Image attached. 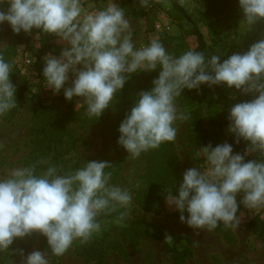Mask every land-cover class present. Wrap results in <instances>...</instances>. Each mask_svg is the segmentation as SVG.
I'll list each match as a JSON object with an SVG mask.
<instances>
[{
    "label": "clouds",
    "instance_id": "clouds-1",
    "mask_svg": "<svg viewBox=\"0 0 264 264\" xmlns=\"http://www.w3.org/2000/svg\"><path fill=\"white\" fill-rule=\"evenodd\" d=\"M239 6L249 28L264 22V0H239ZM5 22L16 34L36 29L66 43L58 56L44 57L42 76L47 87L63 91L68 101L80 98L78 109L86 105L89 117L100 118L134 74L158 70L152 87L138 93L119 126L118 144L131 158L176 140L177 120L188 119L176 104L186 89L222 85L253 94L228 113V131L236 144L246 142V151L235 152L228 142L201 146L204 163L186 170L165 191L168 205L193 229L211 232L223 225L237 230L240 204L264 212V39L223 60L227 53L208 57L188 50L174 55L159 39L137 47L131 22L116 0L97 11H87L82 0H0V24ZM12 70L0 55V117L16 107ZM252 153L258 158L246 159ZM110 165L85 159L67 174L48 164L40 174L35 167H23L0 178V253L17 239L39 233L48 249L32 251L22 264H49V251L62 256L74 242L88 243L102 231L99 217L133 203L127 189L110 182L111 173L105 171ZM20 255L24 257L23 250Z\"/></svg>",
    "mask_w": 264,
    "mask_h": 264
},
{
    "label": "rangeland",
    "instance_id": "rangeland-1",
    "mask_svg": "<svg viewBox=\"0 0 264 264\" xmlns=\"http://www.w3.org/2000/svg\"><path fill=\"white\" fill-rule=\"evenodd\" d=\"M87 11L102 10L107 6L108 0H82ZM125 11L131 22V31L136 46L146 45L151 39H159L170 53L177 55L175 39L180 34L178 24L169 15V5L163 0H148L141 4L140 0H116ZM185 8L200 24L208 41L217 44L231 55L243 53L258 40L264 39V22H258L249 28L242 22L243 12L239 0H181ZM5 10L7 5L4 6ZM144 11L145 14H139ZM195 46V40H190ZM39 30L34 29L26 33L22 40L16 39L10 30L9 24H0V55L12 66L11 80L18 87L25 88V95L19 113L12 119L0 117V178H5L17 168L24 167V160L29 152L31 128L33 125L32 97L39 90V80L35 68L26 64V58L36 61L42 49ZM66 43L55 37L51 50L47 55H59ZM157 71L134 74L133 80L140 84V88L150 89L152 81L158 77ZM199 91V90H198ZM240 97L243 101L254 98L253 94H245L242 90ZM42 96L45 101L52 104L55 112L63 116L68 102L73 109L82 113L84 120L72 122L69 125L70 133L76 139L71 153L73 163H84L87 160L107 161L114 167L111 183L127 189L133 197L130 208L124 209L129 219H141L144 223L153 226L157 233L164 234L170 244L179 247L189 246L193 255L185 264H264V243L253 233L249 222L255 215L264 219V212L256 213L246 209L240 204L238 213L241 223L237 230L227 229L220 225L217 229H193L180 220V212L170 207L166 200V192H162L160 206L156 211L140 208L130 187L141 179L146 173L150 159L147 153L138 158L129 157V153L113 138L116 120L115 98L112 106L100 117H89L86 105L78 109V100L68 101L63 94L55 93L53 89L42 86ZM202 107L203 126L211 134L217 133L225 141L231 136L228 127L216 126L210 117L208 103L202 94L199 95ZM82 102V100H80ZM178 110L187 114L190 104L183 103L177 98ZM177 138L173 145L178 157L179 170L182 174L190 168L198 167L204 163L201 150H197L189 138L187 120H177ZM248 147V146H247ZM252 153L246 159H257ZM242 195L237 197L238 203ZM185 215H187L185 213ZM79 241L62 256H55L49 251V264H95L84 256L78 255L75 248ZM48 249L47 239L39 233H33L25 240L24 257L16 253L13 257L8 250L0 253V264H22V260L32 251L44 252ZM103 264H175L172 254L167 246L157 238L143 237L137 244L127 245L121 254L109 251Z\"/></svg>",
    "mask_w": 264,
    "mask_h": 264
},
{
    "label": "trees",
    "instance_id": "trees-1",
    "mask_svg": "<svg viewBox=\"0 0 264 264\" xmlns=\"http://www.w3.org/2000/svg\"><path fill=\"white\" fill-rule=\"evenodd\" d=\"M169 5V15L178 24L180 34L175 39L177 55L183 54L188 50L203 52L210 57L213 54H226L222 57L227 59L231 54L218 47L217 44L210 43L203 33L200 24L195 17L185 8L181 0H163ZM139 14H145L141 11ZM10 27V25H9ZM10 30L12 31L11 27ZM13 32V31H12ZM40 32V31H39ZM15 34L16 39L22 40L26 33ZM42 49L34 62L35 71L39 80V90L32 97L33 102V125L31 128L29 152L24 160V167H35L37 174L46 170L48 164H55L62 173H71L82 164L73 163L71 153L76 139L70 133L69 125L72 122L84 120L81 112L73 109V104L68 102L67 109L63 116H59L52 104L45 101L42 96V86L45 83L42 76L44 57L51 50L56 36L43 34L40 32ZM195 40V46L191 45L190 40ZM17 88L16 107L3 116L7 120H12L20 111L25 95V88ZM149 90L145 87L140 88V84L133 80V77L126 83L125 88L115 97L116 120L113 130L114 140L119 139V126L126 114L131 110L140 91ZM202 94L208 103L212 122L218 127H228V113L230 107L238 102H243L240 92L236 89H228L226 86L217 85L209 87L202 85L200 90H185L181 97L183 103L190 104L187 112V123L189 127V138L192 145L201 150V146L212 144H222L225 142L233 144L234 151L244 153L247 144L241 141L236 144L235 137L231 136L223 141L217 133L207 132L203 126L202 107L200 106L199 95ZM174 142L165 143L159 149L150 150L147 153L150 165L141 177L135 182L130 191L134 193L137 205L145 210L156 211L159 209L162 192L171 189L175 181H181L183 174L179 170L178 157L173 145ZM47 162V163H44ZM106 172L113 176L114 167L110 165ZM178 187V184H177ZM123 208H118L115 212L102 215L99 220L102 224V231L86 244H81L75 248L78 255L84 256L88 261L95 264H103L107 253L115 251L119 254L125 251L127 245H134L143 237L157 238L161 240L172 254L175 264H185L193 255L189 246L179 247L170 244L168 238L153 230V226L144 223L141 219H129ZM124 214L121 221L120 216ZM255 236L264 243V219L260 215H255L249 222ZM17 239L8 250L12 257L24 248L25 240Z\"/></svg>",
    "mask_w": 264,
    "mask_h": 264
},
{
    "label": "built area",
    "instance_id": "built-area-1",
    "mask_svg": "<svg viewBox=\"0 0 264 264\" xmlns=\"http://www.w3.org/2000/svg\"><path fill=\"white\" fill-rule=\"evenodd\" d=\"M34 62L33 59L31 57H27L26 58V64H28L29 66H31L32 68H35L34 66Z\"/></svg>",
    "mask_w": 264,
    "mask_h": 264
}]
</instances>
